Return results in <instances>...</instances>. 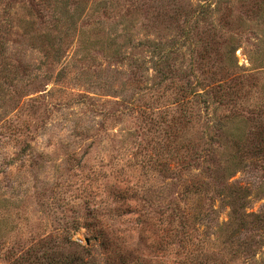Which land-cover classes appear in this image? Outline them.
Returning a JSON list of instances; mask_svg holds the SVG:
<instances>
[{
  "label": "rangeland",
  "instance_id": "374dc122",
  "mask_svg": "<svg viewBox=\"0 0 264 264\" xmlns=\"http://www.w3.org/2000/svg\"><path fill=\"white\" fill-rule=\"evenodd\" d=\"M221 72H235L229 86L195 93ZM187 149L236 151L226 181L247 187L246 210H264V0H0V264H45L43 250L69 239L106 264L100 224L146 254V212L171 227L160 210L194 207L197 178L211 181L199 202L227 219L206 162L161 154ZM207 227L194 240L227 264L256 239L264 258L261 228L224 251Z\"/></svg>",
  "mask_w": 264,
  "mask_h": 264
},
{
  "label": "trees",
  "instance_id": "16d2710c",
  "mask_svg": "<svg viewBox=\"0 0 264 264\" xmlns=\"http://www.w3.org/2000/svg\"><path fill=\"white\" fill-rule=\"evenodd\" d=\"M173 10L175 11V9ZM157 12L159 16L163 15V11L158 10ZM230 48L232 49V47H229V51ZM234 74L235 72L231 74L221 72L216 77L209 76L204 82L200 83L202 92L197 90L195 93L198 95L208 91L217 93L219 90L227 87V83L231 81ZM221 95H223L222 92L220 93V96ZM167 136L172 137V134L170 135L169 133ZM213 137L214 136H211L210 138ZM235 142L238 143L239 141L235 139ZM170 152L172 157L176 156L177 160L182 161L181 167L185 165V162L188 163L191 160H195V162L198 160H200L199 162H206L200 168V173L205 176L207 175V178L208 176L214 178L212 182H218L219 187L217 188V193L220 195V202L218 205L226 204L227 202L231 206L227 219L222 221L218 220V209L213 207V199H211V197H209V202L207 204L199 202L203 198L201 197V193L207 190L205 186L211 184V181L204 180V178L197 180V178L191 182V187L187 188L191 193L197 194L194 207H182L181 205L174 204L169 208L166 207L163 211L160 210L159 213L161 214L167 211L164 220L165 223L168 224V226L171 225V227L165 228L167 225H160L163 220L158 221L152 214L146 212V241L141 232L138 240L146 246V254H143L142 251L139 254H134L133 249L126 244V237L123 231L116 232L101 224L97 227H93L92 234L95 238H98L99 245L106 253V264H227L228 261L221 260V258L225 257L223 251H214L206 247L205 238H199L198 243L194 240L192 232L194 228L197 229L198 225H203L204 228L207 229V226L214 225L212 232L216 234L217 239L221 234L227 237V240L220 238L221 242L224 241V251L229 247H234L236 244H240L241 246L243 242L248 243L244 238L240 237L241 232L245 234L247 229L258 230V228L264 230V210L248 211L245 209L246 201L244 198L248 192L247 187L226 181V178L233 172L235 163H237V160L235 161L236 151L228 153V156L224 159H215L213 150L204 151L203 149H195L189 151L187 149L181 152L177 150L172 152L170 150L164 151V153L161 152L165 162ZM222 160L226 162L220 167L218 163ZM215 161L217 166L213 167V165L209 164ZM217 171L218 174H220V179L218 175L217 177L215 175ZM204 231L202 232L205 234ZM258 234L259 232L257 235ZM192 237V242L197 243V247L195 244L192 249L186 248L185 242ZM176 238V242L181 246V250H176L171 258L167 256L169 254L167 248L171 249V246H173L172 243L175 242ZM254 243V246L251 241L244 245L241 252L232 248L231 255L235 257L237 253V255L241 257V264H264V258L260 257L256 259L257 257H255L256 248L259 244L257 239L254 240ZM63 248L64 247L57 248L52 246L45 248L40 256V262L45 264H94L85 259L86 256H84L83 253L88 251L85 247L82 248L79 242L69 239L65 248Z\"/></svg>",
  "mask_w": 264,
  "mask_h": 264
}]
</instances>
